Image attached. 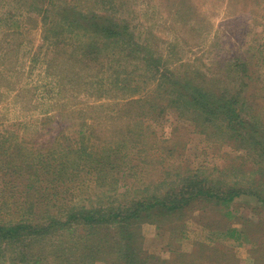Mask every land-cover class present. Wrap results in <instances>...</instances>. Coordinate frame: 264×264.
<instances>
[{"label": "rangeland", "instance_id": "rangeland-1", "mask_svg": "<svg viewBox=\"0 0 264 264\" xmlns=\"http://www.w3.org/2000/svg\"><path fill=\"white\" fill-rule=\"evenodd\" d=\"M51 1L55 7L47 13L35 8V0H0V220L19 219L28 200L38 196L37 189L48 184L52 167L61 162L51 157L77 149L80 136L90 146L92 158L122 142L135 149L151 148L127 166L137 173L127 183L120 180L115 198L120 203L146 195L141 192L147 186L153 191L166 176L173 180L175 173L197 168H203L205 176H217L226 166L243 169L244 178L238 173L226 182L251 180V160L237 155L219 138L201 134L198 120L180 117L173 109H167L163 119L150 109L143 117L147 107L128 101L155 96L158 80L152 79V71L118 77L111 72L115 59L104 49L91 62L81 59L85 43H94L95 37L103 44V39L79 29L60 32L54 11L74 6L87 17L112 12L115 20L128 23L139 45L162 57V71L214 89L242 88L254 117L264 125V0H111L113 10L101 0ZM122 78L127 80L125 85ZM132 79L138 84H130ZM139 129L147 134L144 141L131 144L132 131ZM17 150L20 155L10 159ZM150 153L151 159L146 157ZM37 157L52 166L47 168L49 176L40 171L39 180L30 182L29 174L14 173L23 163H37ZM115 157L121 156L113 154L111 160ZM245 161L247 165L241 167ZM66 170L68 181L71 168ZM79 173L71 178L74 182L62 186L71 205L83 200L88 204L102 194L95 186L97 170L87 166ZM24 178L32 186L29 190ZM252 180L264 183V171ZM253 205L248 196L236 199L230 217L224 209L195 202L183 212L134 226L140 232L137 247L148 264H264V209ZM50 210L54 216L56 207ZM31 212L30 220L41 222L39 213ZM42 251L47 252L46 245L33 243L30 254L39 256ZM94 260L84 257L82 264H105ZM56 263L55 255L42 261Z\"/></svg>", "mask_w": 264, "mask_h": 264}, {"label": "trees", "instance_id": "trees-1", "mask_svg": "<svg viewBox=\"0 0 264 264\" xmlns=\"http://www.w3.org/2000/svg\"><path fill=\"white\" fill-rule=\"evenodd\" d=\"M39 1L41 6L38 5ZM46 1L47 4H42L43 0H35V8L39 12L52 11L49 9L55 7L54 2ZM101 3L113 10L111 0H101ZM54 12L57 14L55 16L59 17L57 27L61 28L60 32L79 29L85 34L103 39V44H99L95 37H92L94 43H85L81 59L91 62L95 56H99L101 52L99 50L104 49L108 50V55L112 59H115L111 72L118 77L124 73H127V76L128 74L136 76L139 71L141 73L152 71V79L158 80L155 96L128 101L130 105L147 107L142 112L143 117L149 115L147 113L150 109V113L156 118L163 119L164 112L173 109L180 117L187 116L188 120L195 123L198 120L201 134L219 138L237 155L251 160L253 163L249 169L251 180L248 179L246 183L241 180L226 182L227 177L230 175L237 177L238 173L244 178L246 172L243 169H230L226 166L225 169L217 171L213 168L212 172L217 171V176L210 173L205 176L203 168H197L182 174L175 173L173 180L166 176L153 191L147 186L141 192L146 195H139L130 202L120 203L115 199L120 180L124 178V182L127 183L128 178L137 173L127 166L139 160L140 153L151 152V148L135 149L132 145L127 147V144L122 142L120 146L105 150L92 158L89 153L90 146L84 137L80 136L76 141L79 143L77 149H65L57 154L58 150L57 156L51 157L55 159L59 157L61 161L54 169L47 166L41 157H37V163L27 162L28 164L23 163L21 167L13 169L18 175L24 172L29 174L30 182L39 180L40 171L48 175L47 168L52 167L53 172L51 171L52 176L48 175L51 177L48 184L40 189L34 188L38 190V196L28 200L31 202L27 205L26 212L23 211L17 221L0 220V264H42V261L54 255L56 264H82L84 257L100 259L105 264H148L147 257L137 247L140 232L134 227L143 221H158L162 217L183 212L190 209L195 202L207 207L224 209L227 216H230L231 205L242 196L253 199L254 205L251 206L253 209H264V183L253 184L252 180L260 171H264V125L254 117L242 88L214 89L211 85L197 83L194 79L170 70L162 71L160 68L162 57L152 54L145 48L146 46L139 45L128 23L115 20L112 12L107 16L92 14L87 17L74 6H67L61 11ZM81 46L83 44L77 45L75 50ZM128 62H133L130 68L127 67ZM124 63L126 67H123ZM125 81L126 78L120 79L124 85ZM133 82L138 84L136 79H132L130 84ZM146 98L149 100H145ZM146 135L141 129L132 131L131 144L142 143ZM20 153L21 151L17 150L10 159H16ZM113 154L121 157L111 160ZM71 156L74 158L73 166L69 167L68 161L72 159ZM152 156L153 153H150L146 157L151 159ZM239 157L236 156L234 160L238 161ZM245 164L247 165L246 161L241 167ZM87 166L97 170L95 186L100 188L102 194L96 201L90 198L88 204L83 200L81 204L71 205L66 198L68 191L62 190V186H67V182H74L70 181L71 178H75L76 174L81 175L79 172L85 170ZM107 167L109 169L105 172ZM68 168H71V176L67 181L64 174ZM4 172L9 173L8 170ZM24 180L27 181L25 178ZM80 181L84 183V180ZM25 186L28 190L32 188L28 181ZM107 186L109 187L106 192ZM58 187L61 188L60 194L57 192ZM52 207H56L57 210L54 216L50 210ZM31 211L34 216L39 213L41 222L30 220ZM40 242L42 247L46 245L47 252H44L45 250L40 252L41 257L30 254L33 243Z\"/></svg>", "mask_w": 264, "mask_h": 264}]
</instances>
